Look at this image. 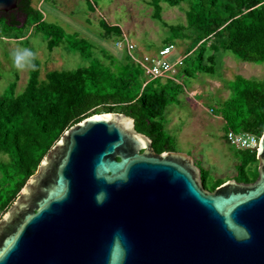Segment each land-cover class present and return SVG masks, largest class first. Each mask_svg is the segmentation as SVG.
Here are the masks:
<instances>
[{"label": "water", "instance_id": "95a60500", "mask_svg": "<svg viewBox=\"0 0 264 264\" xmlns=\"http://www.w3.org/2000/svg\"><path fill=\"white\" fill-rule=\"evenodd\" d=\"M17 0H0V12ZM252 183L213 191L120 113L66 130L0 219V264H264V133Z\"/></svg>", "mask_w": 264, "mask_h": 264}, {"label": "trees", "instance_id": "16d2710c", "mask_svg": "<svg viewBox=\"0 0 264 264\" xmlns=\"http://www.w3.org/2000/svg\"><path fill=\"white\" fill-rule=\"evenodd\" d=\"M148 4L152 19L172 38L188 41L182 67L186 56L192 54L194 58L189 60L191 70H181L185 77L198 71L212 75L216 51L230 53L242 62L264 63V0H150ZM162 4L180 9L185 6V24H166ZM26 27L46 43L47 52L62 48L76 56L81 65L72 70L46 71L41 77V65L34 56L23 90L15 94L13 84L10 92L0 95V219L62 134L91 115L123 114L133 119L134 129L147 136L151 145L160 146L159 152L172 149L163 115L182 93L181 84L174 78L146 80L140 56L133 57V50L125 44L119 56L104 47L103 43L115 45L126 43V39L119 25L103 18L98 21L95 39H90L67 24L63 27L47 22L32 0H17L14 10L0 12V41L19 40L15 31ZM169 44L166 40L161 47ZM207 49L210 53L205 54ZM230 91L231 97L211 109L212 115L222 118L224 133L260 138L264 133V81L237 76ZM246 153L257 162L256 152ZM205 174L200 169L204 188ZM257 176L255 170L253 179L242 175L235 181L252 183Z\"/></svg>", "mask_w": 264, "mask_h": 264}, {"label": "rangeland", "instance_id": "374dc122", "mask_svg": "<svg viewBox=\"0 0 264 264\" xmlns=\"http://www.w3.org/2000/svg\"><path fill=\"white\" fill-rule=\"evenodd\" d=\"M149 1L32 0V5L41 9L47 22L63 27L67 24L71 30L81 31L90 39H95L99 32L98 21L101 18L111 25H119L126 42L134 46L131 51L133 57L137 58L144 53L151 54L167 40L175 47L167 57L168 61L173 63L179 58L183 60L188 41L172 38L165 27L152 19ZM162 7V19L166 24H185V6L180 9L162 4ZM18 31L15 33L20 37L19 40L3 38L0 41V95L10 92L13 84L16 85L15 94L20 93L29 77L30 67L18 68L15 64L14 53L17 50L28 49L33 52L41 65V77L46 71L72 70L81 65L76 56L68 54L62 48L47 52L46 43L41 42L39 36H34L30 28ZM103 45L114 55H120L122 46L111 43ZM207 53H210L209 49L205 52ZM215 54L216 69L212 75L198 71L192 77H185L181 70H191L189 60L194 58L189 54L186 56V65L178 70L179 75L162 78H174L182 86V93L178 95L177 101L163 115L170 146L176 152L190 156L194 164L206 173L205 189L208 191H213L218 182L235 180L237 176L253 179L258 167V161H253L247 151L228 145L219 124V116H213L212 111L209 113L208 110L216 109L231 97L230 86L237 76L264 81V63L242 62L232 54L221 51H216ZM216 82L219 87H215Z\"/></svg>", "mask_w": 264, "mask_h": 264}, {"label": "built area", "instance_id": "2783aa9c", "mask_svg": "<svg viewBox=\"0 0 264 264\" xmlns=\"http://www.w3.org/2000/svg\"><path fill=\"white\" fill-rule=\"evenodd\" d=\"M118 46L125 44L128 50H133L134 46L129 42H118ZM175 49L173 44H169L159 48L154 54L144 53L139 57V63L143 68L144 77L147 80L162 77H173L178 74V70L182 68V58L177 59L173 63H170L167 57ZM225 141L232 147L240 150H247L250 152H256L260 138L251 134L234 133L227 131L224 133Z\"/></svg>", "mask_w": 264, "mask_h": 264}, {"label": "clouds", "instance_id": "9594fccd", "mask_svg": "<svg viewBox=\"0 0 264 264\" xmlns=\"http://www.w3.org/2000/svg\"><path fill=\"white\" fill-rule=\"evenodd\" d=\"M34 59V54L31 50L23 49L17 50L14 53V61L18 68L23 67H33L32 60Z\"/></svg>", "mask_w": 264, "mask_h": 264}, {"label": "flooded vegetation", "instance_id": "af4514ba", "mask_svg": "<svg viewBox=\"0 0 264 264\" xmlns=\"http://www.w3.org/2000/svg\"><path fill=\"white\" fill-rule=\"evenodd\" d=\"M151 147H152L153 152H154L155 154H160V153H162V152H159V148H160V146H158L157 144H154V143H153V145H151ZM163 152H164V153H167V152H176V151L173 150V149H166V150H164Z\"/></svg>", "mask_w": 264, "mask_h": 264}, {"label": "crops", "instance_id": "0c3cea01", "mask_svg": "<svg viewBox=\"0 0 264 264\" xmlns=\"http://www.w3.org/2000/svg\"><path fill=\"white\" fill-rule=\"evenodd\" d=\"M158 50V49H157ZM156 49L155 50H153V54L157 51ZM215 87H219V83L218 82H216V86ZM196 95V94H195ZM200 104H202L201 102H199ZM201 106H203V105H201ZM210 110L211 109H209L208 111H209V113H210ZM219 124L221 125V126H223V120H222V118L221 117H219ZM229 145V144H228Z\"/></svg>", "mask_w": 264, "mask_h": 264}]
</instances>
